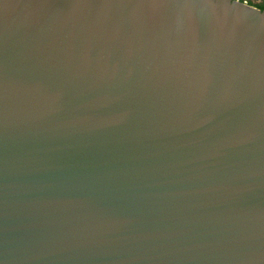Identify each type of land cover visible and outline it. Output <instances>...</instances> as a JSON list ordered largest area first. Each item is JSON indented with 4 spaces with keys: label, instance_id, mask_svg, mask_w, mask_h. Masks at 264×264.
I'll return each mask as SVG.
<instances>
[{
    "label": "water",
    "instance_id": "1",
    "mask_svg": "<svg viewBox=\"0 0 264 264\" xmlns=\"http://www.w3.org/2000/svg\"><path fill=\"white\" fill-rule=\"evenodd\" d=\"M0 264H264V11L0 0Z\"/></svg>",
    "mask_w": 264,
    "mask_h": 264
},
{
    "label": "flooded vegetation",
    "instance_id": "2",
    "mask_svg": "<svg viewBox=\"0 0 264 264\" xmlns=\"http://www.w3.org/2000/svg\"><path fill=\"white\" fill-rule=\"evenodd\" d=\"M238 1L245 2L254 6H258V5L260 6L264 4V0H238Z\"/></svg>",
    "mask_w": 264,
    "mask_h": 264
},
{
    "label": "trees",
    "instance_id": "3",
    "mask_svg": "<svg viewBox=\"0 0 264 264\" xmlns=\"http://www.w3.org/2000/svg\"><path fill=\"white\" fill-rule=\"evenodd\" d=\"M251 5V4H250ZM256 7H258L260 10H262V11H264V4H262V5H258V6H256Z\"/></svg>",
    "mask_w": 264,
    "mask_h": 264
}]
</instances>
